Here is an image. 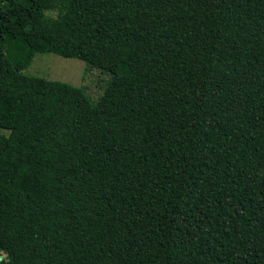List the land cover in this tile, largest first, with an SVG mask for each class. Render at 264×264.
Here are the masks:
<instances>
[{"label": "trees", "instance_id": "1", "mask_svg": "<svg viewBox=\"0 0 264 264\" xmlns=\"http://www.w3.org/2000/svg\"><path fill=\"white\" fill-rule=\"evenodd\" d=\"M0 264H264V0H0Z\"/></svg>", "mask_w": 264, "mask_h": 264}, {"label": "rangeland", "instance_id": "2", "mask_svg": "<svg viewBox=\"0 0 264 264\" xmlns=\"http://www.w3.org/2000/svg\"><path fill=\"white\" fill-rule=\"evenodd\" d=\"M24 73L28 76L84 87L93 100L100 98L111 78L110 74L91 68L82 60L65 58L53 53L37 54Z\"/></svg>", "mask_w": 264, "mask_h": 264}]
</instances>
